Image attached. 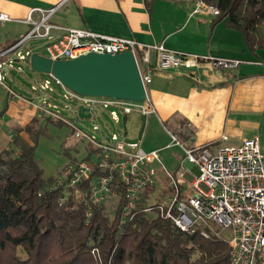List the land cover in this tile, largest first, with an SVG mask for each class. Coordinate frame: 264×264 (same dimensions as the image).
<instances>
[{"label":"built area","instance_id":"built-area-1","mask_svg":"<svg viewBox=\"0 0 264 264\" xmlns=\"http://www.w3.org/2000/svg\"><path fill=\"white\" fill-rule=\"evenodd\" d=\"M185 1L193 5L194 13L220 14V10L206 0ZM58 7L38 9L41 12L39 20L29 15L30 31L0 52L1 84H5L10 69L22 71L21 66L16 67L18 63L29 64L34 53L28 45L31 41H41L43 52L38 53L52 60L75 59L91 52L117 54L131 51L139 68L141 61L146 66L145 73L140 68L145 87L152 82L155 70L193 69L202 64L230 69L241 63L238 59L182 53L167 48L163 43L148 45L135 39L83 28H65L62 34H55L54 30L61 28L48 20ZM9 19L8 14H0L1 21ZM153 50L157 54L154 64L151 60ZM34 89L44 96L37 106L40 113H46L70 126L75 137L85 144V156L89 155L90 147L95 149L90 160L78 157L70 159L62 173L56 176L53 187H62L66 193L71 192L76 201L90 197L94 203L103 204L116 197L122 198V224L131 221L146 190L156 192L160 187V199L150 200L147 211H152L151 206H156L157 213L172 220L187 233L200 232L206 238L214 236L225 239L231 247L232 264H264V151L259 135L246 138L238 145L223 144L212 149L208 145L187 144L171 133L170 146L176 145L184 153L181 165L173 174L164 166L160 150H146L142 146V139L128 142L114 131L106 133L98 123L91 130L78 124L80 106L90 108L91 117L95 110H106L115 124L121 121L119 112L126 116L136 112L148 117L156 112L149 97L138 102L80 95L50 74ZM10 93L16 96L12 90ZM70 102L76 103L77 108L69 119L62 114L60 104L68 109ZM223 139L226 140V136ZM159 170H162L164 178L160 177ZM186 174L192 176V182L186 180ZM162 180L169 184L170 194L161 186ZM88 182L87 189L82 190ZM201 184L207 190H203ZM119 188H122L121 194ZM227 229L232 230L230 238L224 237L221 232Z\"/></svg>","mask_w":264,"mask_h":264},{"label":"crops","instance_id":"crops-1","mask_svg":"<svg viewBox=\"0 0 264 264\" xmlns=\"http://www.w3.org/2000/svg\"><path fill=\"white\" fill-rule=\"evenodd\" d=\"M56 6L48 20L61 28L55 29V34H62L65 28H83L148 45L163 43L177 52L241 60L230 69L202 64L193 69L155 70L148 93L156 107L152 115H177L180 137L190 145L216 149L259 135L264 151V50L250 51L241 33L227 28L217 16L194 13L193 5L185 0H0V14L10 18L0 20V52L30 31L29 15L39 20L38 9ZM156 58L153 50V64ZM0 85L6 89L0 104L7 107L0 120L1 152L13 147L16 130L30 125L40 111L38 104H32L22 93ZM27 134L23 131L20 136L28 141ZM166 147L172 146L146 150L161 152ZM178 160L176 170L183 157Z\"/></svg>","mask_w":264,"mask_h":264},{"label":"trees","instance_id":"trees-1","mask_svg":"<svg viewBox=\"0 0 264 264\" xmlns=\"http://www.w3.org/2000/svg\"><path fill=\"white\" fill-rule=\"evenodd\" d=\"M206 2L220 10L218 21L241 33L250 51L264 50V0ZM6 110H0V120ZM16 131L13 147L0 152V264H232L225 239L187 233L156 206L147 211L152 189L131 221L122 224V198L103 204L90 197L76 201L71 192L53 187L56 177L45 174L35 154L42 127ZM23 131L31 134L29 141L20 136ZM94 151L90 147L83 159L90 160Z\"/></svg>","mask_w":264,"mask_h":264},{"label":"rangeland","instance_id":"rangeland-1","mask_svg":"<svg viewBox=\"0 0 264 264\" xmlns=\"http://www.w3.org/2000/svg\"><path fill=\"white\" fill-rule=\"evenodd\" d=\"M28 45L34 52H43L41 41H31ZM19 66L22 67V71H18L17 69H10L8 71L4 82L5 85L11 86L16 92L18 91V94L22 93L24 97L31 100L32 104H40L42 102V92L35 90L34 86L39 87L44 82L46 74L37 73L32 70L29 65L24 63H18L16 65V67ZM140 68L143 73L146 72V66L142 63V61L140 62ZM146 89L147 93H150L151 84H147ZM5 90L4 86L0 85V99L5 94ZM60 105L62 107V114L69 119L72 118L77 108V104L70 102V108L68 109L63 108L64 105L62 103ZM3 106L0 104L1 109L4 108ZM119 114L121 117L119 124L113 123L110 120L108 112L104 109L95 110L94 116L91 118H78L79 122H77L86 130H91L95 123H98L101 127L103 126L106 129L110 126L114 132L119 134L120 138H124L128 142L139 141L142 139L141 143L145 149L158 148L161 147V145L170 146L172 143L171 133L176 134L177 137L180 138L178 130L181 124L177 121V115L174 117L164 118L161 113H158V117L155 116L159 120L157 121L153 115L150 117H144L136 112L131 113L128 116L121 112H119ZM34 119L37 120L35 121ZM48 120L49 116L46 113L38 112L37 116L30 122V125H32L35 130L40 126L42 127L43 132L40 135L35 152L36 158L43 166L46 175L56 177L62 173V169L70 159L74 157H78L80 159L84 158L86 155V147L81 140H78L75 137L70 126L66 124L60 125L56 122H49ZM108 131L111 133L110 130ZM27 138L26 139L28 141L31 139L30 133L27 134ZM160 157L164 166L174 174L176 171L174 165L179 161L178 158L181 159L184 155L180 148L174 145L170 148H164L160 152ZM159 166L162 167L161 165ZM162 170H159V173L160 177L164 178V174L161 172ZM196 173L198 174L197 170ZM185 178L188 182L193 181L190 174H186ZM161 186L168 194H170V186L165 180H162ZM201 187L203 190H207V187L204 184H201ZM159 191L160 187H158L156 192H153L150 196L151 202L158 201V199H160ZM116 199L118 198L116 197L114 200ZM221 232L226 238H230L232 236L231 229L224 231L221 230Z\"/></svg>","mask_w":264,"mask_h":264},{"label":"water","instance_id":"water-1","mask_svg":"<svg viewBox=\"0 0 264 264\" xmlns=\"http://www.w3.org/2000/svg\"><path fill=\"white\" fill-rule=\"evenodd\" d=\"M30 67L50 74L80 95L111 97L143 102L148 93L134 54L88 53L75 59L52 60L38 52L31 55ZM81 119L91 118L90 108L80 106Z\"/></svg>","mask_w":264,"mask_h":264},{"label":"bare ground","instance_id":"bare-ground-1","mask_svg":"<svg viewBox=\"0 0 264 264\" xmlns=\"http://www.w3.org/2000/svg\"><path fill=\"white\" fill-rule=\"evenodd\" d=\"M149 97V96H148Z\"/></svg>","mask_w":264,"mask_h":264}]
</instances>
